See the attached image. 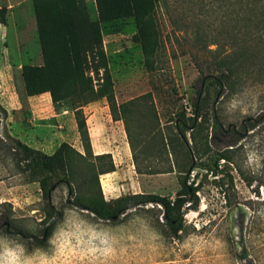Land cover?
I'll list each match as a JSON object with an SVG mask.
<instances>
[{
    "label": "rangeland",
    "instance_id": "1",
    "mask_svg": "<svg viewBox=\"0 0 264 264\" xmlns=\"http://www.w3.org/2000/svg\"><path fill=\"white\" fill-rule=\"evenodd\" d=\"M85 1L95 11L94 0ZM176 1L168 0V8L163 4L156 8L159 36L152 70L144 65L142 41L133 20L104 26L102 49L116 102L138 98L128 126L139 163L154 170L172 165L173 172L136 174L129 144L128 147L125 144L128 140L124 124L112 120L106 99L99 98L83 106L90 143L91 135L97 140L94 149L91 146L93 154L106 151L115 165L113 173L98 178L103 200L109 209L119 199L126 207L116 220H102L74 206L75 196L69 194L66 185L58 186L48 203L40 181L48 188L52 180L44 173L39 174L31 161L23 162V154L15 146L20 142L52 155L66 143L84 154L70 104L62 101L55 105L49 93L29 97L24 90L23 66L42 65L33 0H0V7L6 8V24L0 25V106L9 109L5 113L0 111V217L7 218L0 221V232L27 242L29 252L39 248L51 255L49 241L57 229L84 220L98 231L109 229L115 237L114 252L107 264H264V166L256 170L247 164L248 153L254 152L264 165V125L253 137L249 132L243 142L246 151L243 167L254 179L248 187L231 168L220 174L203 169L179 174L188 159L174 120L177 113H184L186 128L192 126V105L198 101L200 89L201 113L197 118L200 131H187L186 139L190 148L201 154L206 135L213 149L222 148L226 139L220 135L214 138V117L224 128L228 125L238 128L246 119L264 114V71L244 68L223 89L211 79L202 82L210 71L212 75L218 74L209 65L225 53L221 49L220 55L195 50L193 14H185V3ZM218 27L223 31L219 23L205 29L206 33ZM259 41L263 46L264 35ZM222 44H226L223 37ZM216 48L209 46L211 50ZM260 63H264V56ZM90 67L88 74L96 90L102 82V70L95 72L92 64ZM147 93L151 96L140 98ZM154 129L157 132L152 136ZM13 133L21 139L14 138ZM200 158L204 165L212 167L213 152ZM228 175L232 176V183ZM184 177L191 190L197 189L194 195L198 205L195 210L187 208L188 205L181 208L176 234L164 223L161 206L150 202L133 206L134 200L129 199L138 194L156 195L170 197L173 202ZM57 211L60 215L55 219ZM48 227L50 230L44 236ZM90 259L71 246L57 256L59 264H89Z\"/></svg>",
    "mask_w": 264,
    "mask_h": 264
},
{
    "label": "trees",
    "instance_id": "2",
    "mask_svg": "<svg viewBox=\"0 0 264 264\" xmlns=\"http://www.w3.org/2000/svg\"><path fill=\"white\" fill-rule=\"evenodd\" d=\"M94 2L95 11L88 8L85 0H33L42 65H26L23 66L21 72L27 96L49 93L53 104L57 105L62 101L70 104L75 113L84 154L66 143L61 144L52 155H45L20 142H16L15 146L22 152L23 162L31 161L39 174L44 173L52 180L48 188L42 180L40 181L48 203L57 187L66 185L69 194L75 196L74 206L83 208L97 219L112 220L113 216L121 214L126 207L122 204V199H119L112 209L108 208L109 204L103 200L98 178L100 175L113 173L115 165L110 153L93 154L82 107L99 98L106 99L112 120L122 121L124 124L136 174L157 175L173 172L172 165L165 170H154L150 166L142 167L139 163L137 149L128 126V121L132 119L135 112L133 108L136 107L138 98L117 104L107 57L102 49L105 25L133 20L142 41L144 65L148 70H152V60L158 49L159 36L155 22L156 8L159 4H163L166 8L168 0H94ZM176 2L185 3V14H193L192 18L196 26L195 50L198 53L207 51L220 55L221 49V52L225 53L209 65V69L218 74L212 75L210 71L208 75L203 76L202 82L205 83L211 79L214 85L223 89L244 68L264 71V63H260L264 56V44L261 46V42H258L264 35L262 34L264 31V0H178ZM5 15L6 8L0 7V25L6 24ZM219 23L223 31L218 27L206 33L207 29ZM221 37L226 40V44L220 45ZM210 45L217 46V48L211 50ZM90 64L94 66L95 72L102 70V82L96 90L88 74ZM198 95L200 99V89ZM150 96V93H147L140 98ZM199 99L192 105L193 123L191 127L186 128L187 119L184 113H177L174 117L176 124L178 123V133L188 159L179 174L195 169L210 170L215 174H220L226 168H231L244 184L248 187L252 186L253 176L243 167L246 159L243 142L249 135L250 137L255 136L256 130L264 125V114L256 119H246L238 128L234 125L224 128L214 117L213 136L216 138L220 135L226 139L225 145L220 149H213L206 135L204 137L205 149L201 154L196 148H190L186 139L187 131H200V123H197V118L201 113ZM0 111L5 113L1 106ZM154 118L158 120L156 114ZM155 132L157 130L154 129L151 135L154 136ZM249 132L252 133L249 134ZM209 152L214 153L212 167L204 165L200 158ZM145 153V150L141 151V154L145 155ZM228 177L232 183V176L228 175ZM196 190V188L191 190L187 186V177H184L181 181V190L173 202L170 201V197L156 195L138 194L132 195L129 199L134 200L133 206L148 202L161 206L164 223L176 234L179 230L177 224L181 208L188 205L187 208L195 210L198 205V199L194 195ZM144 197H148L149 201L138 200ZM50 208L52 209L51 206ZM6 219L5 216L0 217V221ZM49 230V227L44 230V236Z\"/></svg>",
    "mask_w": 264,
    "mask_h": 264
},
{
    "label": "clouds",
    "instance_id": "3",
    "mask_svg": "<svg viewBox=\"0 0 264 264\" xmlns=\"http://www.w3.org/2000/svg\"><path fill=\"white\" fill-rule=\"evenodd\" d=\"M260 159L256 153L250 152L247 164L258 170L264 166L260 164ZM114 243L115 237L111 235L109 229L98 231L96 226L89 225L84 220L70 227L62 226L57 229L49 241L52 245L51 255L39 248L29 252L27 242H21V238L10 237L0 232V264H59L57 256L70 246L79 248L86 257H90L89 264L98 262L107 264V259L114 252ZM37 254L41 259L37 260Z\"/></svg>",
    "mask_w": 264,
    "mask_h": 264
},
{
    "label": "crops",
    "instance_id": "4",
    "mask_svg": "<svg viewBox=\"0 0 264 264\" xmlns=\"http://www.w3.org/2000/svg\"><path fill=\"white\" fill-rule=\"evenodd\" d=\"M5 109L9 112V109H8V107H5ZM4 109V110H5ZM115 123H117V122H120L121 124H122V122L121 121H114ZM123 125V124H122ZM17 135H15L14 133H13V137L14 138H16V139H21V137L18 135L17 137H16ZM94 142H97V140L95 139V137L93 138L92 137V135H91V146L93 147V149H94ZM124 143V142H123ZM126 145H127V147H128V143L126 142L125 143ZM27 146H29V145H27ZM30 148H32L31 146H29ZM34 149L35 150H37V147H34ZM124 150H126V148L124 147L123 148ZM104 152H106V151H100L99 153H96V154H101V153H104ZM116 162V161H115Z\"/></svg>",
    "mask_w": 264,
    "mask_h": 264
},
{
    "label": "water",
    "instance_id": "5",
    "mask_svg": "<svg viewBox=\"0 0 264 264\" xmlns=\"http://www.w3.org/2000/svg\"><path fill=\"white\" fill-rule=\"evenodd\" d=\"M81 210H84V209L81 208ZM84 211H85V210H84ZM59 215H60V213L57 211V212H56V217H55V219H57ZM119 215H120V214H117V215L113 216V217H112V220H116V219L119 217ZM55 219H54L52 222H54ZM6 225H7V223H6Z\"/></svg>",
    "mask_w": 264,
    "mask_h": 264
},
{
    "label": "flooded vegetation",
    "instance_id": "6",
    "mask_svg": "<svg viewBox=\"0 0 264 264\" xmlns=\"http://www.w3.org/2000/svg\"><path fill=\"white\" fill-rule=\"evenodd\" d=\"M6 229L9 230V224L6 225Z\"/></svg>",
    "mask_w": 264,
    "mask_h": 264
}]
</instances>
